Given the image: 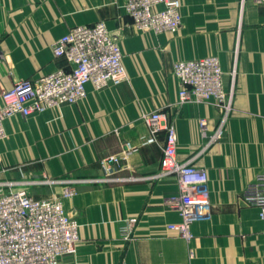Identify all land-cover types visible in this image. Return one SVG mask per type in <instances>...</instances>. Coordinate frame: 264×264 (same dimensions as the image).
Wrapping results in <instances>:
<instances>
[{
  "label": "crops",
  "instance_id": "1",
  "mask_svg": "<svg viewBox=\"0 0 264 264\" xmlns=\"http://www.w3.org/2000/svg\"><path fill=\"white\" fill-rule=\"evenodd\" d=\"M126 1L0 0V94L70 69L53 43L99 21L120 38L128 75L119 86L89 85L74 105L9 118L0 191L25 188L35 199H58L79 221L78 251L60 264H264L261 209L243 200L264 172V4L180 0L181 30L156 34L132 27ZM207 56L220 61L230 110L179 103L173 65ZM155 111L176 127L179 161L209 177L212 215L192 225L190 241L168 230L181 216L170 206L178 178L161 173L165 130L117 174L105 176L99 165L123 141L140 144L149 134L142 116ZM131 218L133 235L124 239L120 228Z\"/></svg>",
  "mask_w": 264,
  "mask_h": 264
},
{
  "label": "built area",
  "instance_id": "2",
  "mask_svg": "<svg viewBox=\"0 0 264 264\" xmlns=\"http://www.w3.org/2000/svg\"><path fill=\"white\" fill-rule=\"evenodd\" d=\"M180 6V0H127L124 8L135 29L176 34L181 28ZM52 48L55 56L66 59L71 68L58 69L38 80L19 81L0 94V142L8 137L5 122L15 115L29 117L74 105L87 97L89 85L102 90L128 80L120 38L105 21L72 28ZM212 58L174 64L173 72L181 85L180 104L210 101L231 109L223 69ZM164 115L161 111L144 114L142 120L148 136L140 144L123 141L121 151L101 159L99 165L105 176L117 174L123 161L137 153L141 145L155 143L165 130L161 173L178 178L179 192L170 198V206L181 216V221L169 224L168 230L190 241L192 225L212 215L209 177L205 170L179 161L176 127ZM72 194L69 189L65 197ZM243 200L260 207L259 215L264 220V172L247 186ZM135 223L136 219L131 218L120 228L122 238L132 237ZM79 230V221L68 215L58 199H35L24 188L0 192V264H60L62 257L77 253Z\"/></svg>",
  "mask_w": 264,
  "mask_h": 264
},
{
  "label": "bare ground",
  "instance_id": "3",
  "mask_svg": "<svg viewBox=\"0 0 264 264\" xmlns=\"http://www.w3.org/2000/svg\"><path fill=\"white\" fill-rule=\"evenodd\" d=\"M257 0H253V2L255 3ZM181 2V1H180ZM256 4H264V3H256ZM126 13H127V11H126ZM178 13V12H177ZM180 16H181V27H182V22H183V15H182V12H181V6H180ZM174 15H175V11H174V9H173V18H174ZM181 29H179L178 30V32L180 31ZM177 32V33H178ZM156 34H158V33H156ZM172 34V33H171ZM173 34H175V33H173ZM203 58H206V57H203ZM202 58V59H203ZM194 60H198V59H194ZM213 62H215L216 63V60L219 62V64H220V61H219V59L218 58H216V57H213L212 59H211ZM183 61H192V60H183ZM177 62H179V61H177ZM221 65V64H220ZM222 68V67H221ZM204 102H210V101H204ZM4 127H5V125H4ZM5 130H6V128H5ZM7 131V130H6ZM263 220V219H262Z\"/></svg>",
  "mask_w": 264,
  "mask_h": 264
},
{
  "label": "rangeland",
  "instance_id": "4",
  "mask_svg": "<svg viewBox=\"0 0 264 264\" xmlns=\"http://www.w3.org/2000/svg\"><path fill=\"white\" fill-rule=\"evenodd\" d=\"M130 17V16H129ZM131 18V17H130ZM132 25V27L134 28V26H133V23L131 24ZM181 29V28H180ZM152 32V31H151ZM207 57H210V56H207ZM201 59V58H200ZM174 66V65H173ZM48 75V74H47ZM16 189H20V188H16ZM25 189V188H24ZM67 191H69V190H66L65 191V193L67 192ZM0 192H7V191H4V190H2V191H0ZM30 194V193H29ZM63 203V202H62ZM64 205V204H63ZM64 208H65V206H64ZM65 210H66V212H67V209L65 208ZM68 213V212H67ZM68 215H70L69 213H68ZM71 216V215H70ZM71 217H73V216H71ZM73 218H75V217H73ZM64 257H66V256H64ZM63 258V257H62ZM62 260V259H61Z\"/></svg>",
  "mask_w": 264,
  "mask_h": 264
}]
</instances>
